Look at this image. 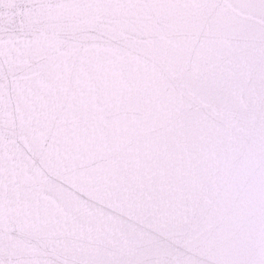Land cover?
Wrapping results in <instances>:
<instances>
[{
	"label": "snow or ice",
	"instance_id": "snow-or-ice-1",
	"mask_svg": "<svg viewBox=\"0 0 264 264\" xmlns=\"http://www.w3.org/2000/svg\"><path fill=\"white\" fill-rule=\"evenodd\" d=\"M0 264H264V0H0Z\"/></svg>",
	"mask_w": 264,
	"mask_h": 264
}]
</instances>
